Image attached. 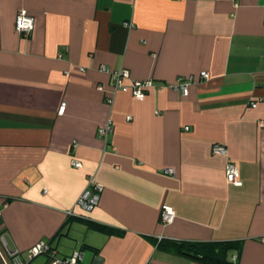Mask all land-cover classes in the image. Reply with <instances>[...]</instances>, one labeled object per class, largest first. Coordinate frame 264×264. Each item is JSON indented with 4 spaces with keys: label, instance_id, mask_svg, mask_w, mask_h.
<instances>
[{
    "label": "crops",
    "instance_id": "crops-1",
    "mask_svg": "<svg viewBox=\"0 0 264 264\" xmlns=\"http://www.w3.org/2000/svg\"><path fill=\"white\" fill-rule=\"evenodd\" d=\"M101 64L158 87L113 91ZM188 77L185 93L159 87ZM260 121L264 0H0V238L22 259L41 241L83 264H169L162 243L237 241L230 260L264 264ZM89 178L103 190L86 211Z\"/></svg>",
    "mask_w": 264,
    "mask_h": 264
},
{
    "label": "built area",
    "instance_id": "built-area-1",
    "mask_svg": "<svg viewBox=\"0 0 264 264\" xmlns=\"http://www.w3.org/2000/svg\"><path fill=\"white\" fill-rule=\"evenodd\" d=\"M126 26H131V23H124ZM33 27V17L28 14L25 9H20L17 11L14 21V29L21 36H27ZM100 70L108 74L111 87L113 91H129L131 95L137 99L142 100L145 97L146 91L150 88L158 87L155 82L150 79H130L129 73L126 69H109L105 65L99 66ZM83 71V68H80ZM200 78L206 79L208 77L207 72L202 71L199 74ZM192 81V77H188L186 80L177 79L174 84H160L159 87L171 86L179 89L181 93H185L186 85L188 82ZM108 102L111 101L110 98L107 99ZM250 105L254 107L255 102H251ZM64 109V103H61L59 107V112L62 113ZM259 124L263 127L264 121H260ZM187 128V127H185ZM111 131V124L108 120L104 125L98 128V137L107 138V135ZM212 151L221 155H227V150L224 145L214 144L212 146ZM73 166H80L79 161L73 159L71 161ZM225 179L229 184L234 186H240L242 181L240 180L239 170L237 165L231 161L229 158L225 164ZM103 187L100 183L93 181L91 178L88 179L86 187L80 193L77 198L76 204L83 210L89 211L94 208L99 201L100 193ZM160 217L162 223H170L174 219L173 209L167 205L163 204L160 210ZM2 249H0V261L2 264H30V262L38 257L42 256L44 259L43 264H83L82 258L83 253L80 250L73 251L69 256L63 257L58 255L56 250L50 245L44 242H37L27 249V259H22L20 257V252L18 249L11 250L7 247L4 238L1 236ZM264 242V236L260 239ZM153 264V263H147Z\"/></svg>",
    "mask_w": 264,
    "mask_h": 264
},
{
    "label": "trees",
    "instance_id": "trees-1",
    "mask_svg": "<svg viewBox=\"0 0 264 264\" xmlns=\"http://www.w3.org/2000/svg\"><path fill=\"white\" fill-rule=\"evenodd\" d=\"M98 230H104L102 225H93ZM161 244V240L158 244ZM161 245L167 246L186 255L199 264H235L228 258V252L237 248V241H220V242H173L168 241Z\"/></svg>",
    "mask_w": 264,
    "mask_h": 264
},
{
    "label": "rangeland",
    "instance_id": "rangeland-1",
    "mask_svg": "<svg viewBox=\"0 0 264 264\" xmlns=\"http://www.w3.org/2000/svg\"><path fill=\"white\" fill-rule=\"evenodd\" d=\"M41 260L42 256H38L37 258H34V260L30 262V264H39ZM165 260L169 262V264H193V261L190 257L177 253L167 254V256H165Z\"/></svg>",
    "mask_w": 264,
    "mask_h": 264
}]
</instances>
